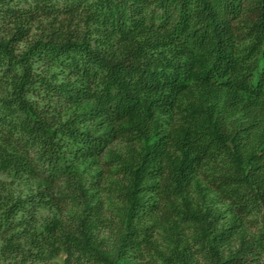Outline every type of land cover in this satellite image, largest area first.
Instances as JSON below:
<instances>
[{
  "label": "trees",
  "instance_id": "16d2710c",
  "mask_svg": "<svg viewBox=\"0 0 264 264\" xmlns=\"http://www.w3.org/2000/svg\"><path fill=\"white\" fill-rule=\"evenodd\" d=\"M1 175L0 264H264V0H0Z\"/></svg>",
  "mask_w": 264,
  "mask_h": 264
},
{
  "label": "rangeland",
  "instance_id": "374dc122",
  "mask_svg": "<svg viewBox=\"0 0 264 264\" xmlns=\"http://www.w3.org/2000/svg\"><path fill=\"white\" fill-rule=\"evenodd\" d=\"M0 179L1 180H7L8 182L11 180V179L7 178L6 176H3V175L0 176ZM28 187H29V184H28ZM30 187H33V185L31 183H30ZM13 188H16V190H21V189L25 188V185L20 184L18 181H16V183H14V185H13Z\"/></svg>",
  "mask_w": 264,
  "mask_h": 264
}]
</instances>
